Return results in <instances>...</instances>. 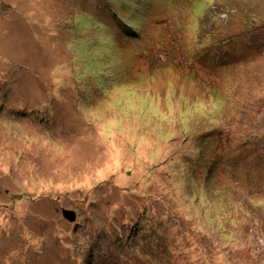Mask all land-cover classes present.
<instances>
[{
    "label": "rangeland",
    "instance_id": "rangeland-1",
    "mask_svg": "<svg viewBox=\"0 0 264 264\" xmlns=\"http://www.w3.org/2000/svg\"><path fill=\"white\" fill-rule=\"evenodd\" d=\"M0 151V264H264V0H0Z\"/></svg>",
    "mask_w": 264,
    "mask_h": 264
},
{
    "label": "trees",
    "instance_id": "trees-1",
    "mask_svg": "<svg viewBox=\"0 0 264 264\" xmlns=\"http://www.w3.org/2000/svg\"><path fill=\"white\" fill-rule=\"evenodd\" d=\"M128 11H131L132 12V9L131 10L128 9L127 12H126L127 14H128ZM132 18H134V17H132ZM134 20L136 22L139 21L138 19H135V18H134ZM150 21H151V18L145 20V23H143L144 38H137V37L133 38L132 37L133 40H134L133 45L130 44V45L126 46V47H128V48H134V47L136 48L137 47L139 49V51L143 53V52H151V51L152 52H159V48H163L166 45L167 40H166L165 36L163 35L162 32L158 31L156 29V27H154L153 21L152 22H150ZM118 24L121 27H124L126 25L121 20L118 21ZM134 24H135V22H134ZM123 39L126 40V38H123ZM206 47H207V45H206ZM142 55H149V56H151L152 54H142ZM175 65H177V64H175ZM172 72L173 71H169V75H170L169 79H165L164 80L165 84H167L169 86L171 84H173V83L170 82ZM154 74H155L156 78L159 80V73L157 71H155ZM199 74L200 73H198V72H191L190 75H191V77L194 78V82L186 79L185 80V83L182 84V86H184L183 89L186 88V87L187 88L188 87H193L195 89V95L196 96L198 95V87H199V84L201 83V81H200V83H198L197 82L198 78H196L197 76H199ZM182 78L183 77H181L180 80H182ZM156 87L157 88H153V89H156V90H159L160 89L158 86H156ZM176 104L177 105L176 106H172L168 112H165L164 111V113H166V115L168 114V115H170L172 117V121L173 122L177 118V116L179 114V111H180V109H178L177 106L178 105H181V107H182V101H180L179 103H176ZM116 109L117 110H120V108H117V107H116ZM151 131H155V129L154 130H148V131L142 130L141 131V134H142V136H145L149 132L151 134V138L153 139L154 134L151 133ZM134 143H136V141H134ZM147 146L151 147V146H153V143L151 145H147ZM152 151L153 150H151V152ZM8 169H13L12 163L9 162V159H4V160L0 161V172H1L0 180L2 182H5L6 183L2 187V189L12 188L15 192L20 193V190H19L20 187L17 185V182L19 181L20 175L17 174V171L16 172L9 171ZM6 171H7V173H6ZM15 192H13L11 189H9L10 196L12 197L11 198L12 199V202H15L14 205H16V202H20V201H22L24 199H27V196H22V198L21 197L16 198L15 197Z\"/></svg>",
    "mask_w": 264,
    "mask_h": 264
},
{
    "label": "bare ground",
    "instance_id": "bare-ground-1",
    "mask_svg": "<svg viewBox=\"0 0 264 264\" xmlns=\"http://www.w3.org/2000/svg\"><path fill=\"white\" fill-rule=\"evenodd\" d=\"M243 67H244L243 65H239V66H238L239 70H240L241 68H243ZM155 88H157V87L155 86ZM196 220H197V222H198L200 219H199V218H196ZM170 225H172V224H170ZM160 231H161L162 234H166L167 236H170V235L172 234V231H170V229H169V224H165V226L162 227ZM169 231H170V232H169ZM143 235H144V232L141 233L140 235H138V237H141V236H143ZM133 241H135V240H131L130 243L133 242ZM132 245L134 246V245H136V244L134 243V244H132ZM144 246H148V244H145ZM146 253H148V251H146ZM144 256H145V255H144Z\"/></svg>",
    "mask_w": 264,
    "mask_h": 264
},
{
    "label": "water",
    "instance_id": "water-1",
    "mask_svg": "<svg viewBox=\"0 0 264 264\" xmlns=\"http://www.w3.org/2000/svg\"><path fill=\"white\" fill-rule=\"evenodd\" d=\"M67 211H64L63 214L65 216V218H68L69 220H72L74 221L75 220V214L74 213H71V212H67Z\"/></svg>",
    "mask_w": 264,
    "mask_h": 264
},
{
    "label": "flooded vegetation",
    "instance_id": "flooded-vegetation-1",
    "mask_svg": "<svg viewBox=\"0 0 264 264\" xmlns=\"http://www.w3.org/2000/svg\"><path fill=\"white\" fill-rule=\"evenodd\" d=\"M5 154H6V153H5ZM6 155H7V154H6ZM6 159H9V158H8V156H7V158H6ZM1 183H2V181L0 180V184H1Z\"/></svg>",
    "mask_w": 264,
    "mask_h": 264
}]
</instances>
